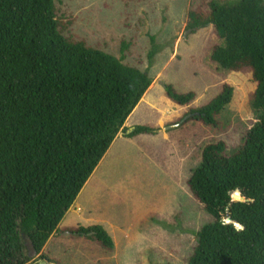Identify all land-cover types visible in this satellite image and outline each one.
<instances>
[{
	"label": "trees",
	"instance_id": "1",
	"mask_svg": "<svg viewBox=\"0 0 264 264\" xmlns=\"http://www.w3.org/2000/svg\"><path fill=\"white\" fill-rule=\"evenodd\" d=\"M57 1L0 0V264H35L38 256L59 264L45 248L119 134L134 139L161 130L127 133L152 77L124 62L126 50L117 58L67 37ZM203 3L190 12L187 33L212 26L222 44L211 60L225 72L251 71L256 123L233 152L222 141L203 149L188 185L212 222L197 234L187 264H264V0ZM165 91L179 108L197 99L172 85ZM233 97L225 84L208 105L172 124L216 128ZM69 232L116 250L103 226Z\"/></svg>",
	"mask_w": 264,
	"mask_h": 264
},
{
	"label": "rangeland",
	"instance_id": "2",
	"mask_svg": "<svg viewBox=\"0 0 264 264\" xmlns=\"http://www.w3.org/2000/svg\"><path fill=\"white\" fill-rule=\"evenodd\" d=\"M203 4V0L56 2L67 37L85 40L117 58L126 50L124 62L152 77L151 88L127 121L129 132L161 125L159 138L126 139L121 132L76 203L83 212L74 215L75 226H103L116 250L109 253L89 238L61 233L50 249L59 263L187 264L197 234L212 222L188 181L207 145L222 141L233 152L243 144L256 123L251 102L257 84L251 71L225 72L211 60L214 47L222 44L212 26L187 33L190 12ZM225 84L234 88V97L216 128L194 121L174 128L172 123L208 105ZM166 85L181 94L195 92L197 99L179 108L167 99ZM34 263L46 264L39 256Z\"/></svg>",
	"mask_w": 264,
	"mask_h": 264
},
{
	"label": "crops",
	"instance_id": "3",
	"mask_svg": "<svg viewBox=\"0 0 264 264\" xmlns=\"http://www.w3.org/2000/svg\"><path fill=\"white\" fill-rule=\"evenodd\" d=\"M161 123V122H160ZM175 126V125H174ZM126 127H128L127 126V123H126V125H125V128ZM157 128H161V125L159 126V127H157ZM126 129H128L129 130V128H126ZM129 132V131H128ZM129 133H131V132H129ZM143 136H147V135H143ZM158 136V138H159V136L160 135H157ZM157 136H151V137H157ZM139 137H141V136H139ZM139 137H137V138H139ZM150 137V136H149ZM118 138H121V136H118ZM123 138H126V139H129V138H127V137H123ZM137 138H134V139H137ZM78 201V200H77ZM77 201H76V203H77ZM76 203L73 205V207L70 209V211L68 212V214L66 215V217L64 218V220L62 221V223L60 224V226H59V228H58V230L55 232V234H54V236L50 239V241H49V243L47 244V246H46V248H45V253L46 254H48L49 255V257L52 259V260H54L56 263H59V261H56V259L53 257V255H52V253H51V251H50V249H51V247H52V244L58 239L59 241H60V239H59V234H61V233H63V234H65L66 235V232H69V230H71V229H75V228H78L77 226H75L77 223H76V219H77V217L76 216H74V215H78V214H80V213H82L83 212V210H82V207H81V205L80 204H77L76 205ZM70 215H72L71 216V218H70ZM70 234V233H69ZM72 236V235H71ZM74 237V236H73ZM65 243V242H64ZM65 245V244H64ZM100 247V246H99ZM105 251V250H104ZM112 259H114V258H112ZM55 264V263H54ZM59 264H61V263H59Z\"/></svg>",
	"mask_w": 264,
	"mask_h": 264
},
{
	"label": "water",
	"instance_id": "4",
	"mask_svg": "<svg viewBox=\"0 0 264 264\" xmlns=\"http://www.w3.org/2000/svg\"><path fill=\"white\" fill-rule=\"evenodd\" d=\"M175 127H179V125L177 124V125L174 126V128ZM237 193H239V195H240V200H238V201L246 202V199L242 196L241 192L238 191ZM26 245H27V247L29 249L31 258H35L36 257V251H35V248L33 246L32 241L29 238L26 239ZM51 264H54V263H51Z\"/></svg>",
	"mask_w": 264,
	"mask_h": 264
}]
</instances>
